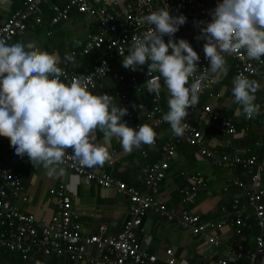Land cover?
Segmentation results:
<instances>
[{
	"label": "built area",
	"instance_id": "obj_1",
	"mask_svg": "<svg viewBox=\"0 0 264 264\" xmlns=\"http://www.w3.org/2000/svg\"><path fill=\"white\" fill-rule=\"evenodd\" d=\"M43 1L45 0H23L22 6L12 11L0 25V39L8 43L16 33L27 28L29 19L41 23L39 6ZM218 2L219 0H131L121 10L116 9L113 5L94 7L87 0H69L65 6H54L53 15L49 21L50 25L56 24L61 19H66L72 7L78 12L96 15L98 18L97 30L88 36L84 47L80 50L70 51L69 55H72L74 60L84 58L94 49H102L105 52L97 61L86 67L82 73L70 72L66 68H62L66 76L61 77V79L68 82L75 75H83L88 78V90L91 92L95 80L107 77L110 73V60L117 59L122 62L123 56L121 57L120 53L127 55V48L132 43V38L142 36L147 31V25L138 27L135 24L137 16L149 14L166 4L171 15H184L186 17V23L180 26L177 32L186 27L200 31L201 26H198L196 22L209 21L211 19L210 12ZM50 32L48 30V33ZM163 39L166 42L168 37L164 36ZM197 53L200 60L197 63L198 68L195 75L199 76L205 73V68L209 67V61L205 59L203 48H200ZM229 55L234 61V78L242 74L250 80H264V57L260 61L252 60L247 58L243 51ZM62 62L64 65L72 63L65 59ZM137 73L143 79V83H139L138 77L134 74L128 77L129 81L124 74H114V77H117L121 82L119 95L124 106L120 107L127 109L129 106H135L138 109H144L145 106L142 101H135L128 94L130 89L138 92L146 90L145 82L150 78L147 74V67L141 66ZM194 78L189 79V85L194 81ZM211 82L212 75L209 72L202 82L199 99L209 91ZM150 98L151 105L143 112V117L147 120L146 123L156 133L157 129L162 130L164 124L166 129L163 139L159 140L156 134L155 143L150 145L158 147V159L141 165L144 188L139 189L127 184L108 172H95L92 168L79 166L68 156L65 157V163L61 165L76 175L94 181L99 186L112 188L127 197L129 218L124 221L122 229L114 235H109L106 232V226L99 225L96 232L82 235L79 224L74 220L71 195L63 184H59L51 191L55 198V210L49 220L47 222L37 221L32 214L20 211L8 198L9 193L14 196L21 193L22 184L19 173L9 167L0 166V248L16 251L22 259H27L32 251H36L44 256L65 255L70 260L85 264H146V262H154L156 256L142 248L135 230L140 227L142 218L147 213L152 212L156 216V223L176 221L180 227L190 230L192 234L202 235L208 244L213 246L222 244L229 256L239 259L244 257L246 264H264V187L259 182V175L264 173V159H257L255 155L242 157L228 151L219 153L215 149L208 148L203 130L198 124L199 121L206 122L212 127L220 125L225 133L230 135L236 132L232 119L218 115L210 105H203L202 112L198 115H196V110L199 105L194 108L190 107L187 110L189 114L185 118V122L189 125L183 136L177 137L173 134L170 125L162 119L166 112L160 105L161 93L158 96L150 94ZM140 105L143 107L141 108ZM125 117L133 128L141 124L134 121L133 110H128ZM242 130L243 134L246 135L249 126L245 125ZM4 141L9 140L0 137V143ZM180 143L193 147L200 157L211 158L216 166L228 170L236 168L252 170L254 168L248 184L237 177L231 181L244 192L246 205L250 210L249 214L243 213L239 199L234 198L225 218L204 222L197 213L186 208H175L167 205L158 198L160 182L165 178L167 169ZM150 146L141 145L138 148L142 157L147 156V149ZM67 154L72 155L68 152ZM187 179V183L180 190L181 201L184 203L192 202L196 194L206 184L198 172L190 173ZM222 189L227 190V187L224 185ZM223 211L225 210L223 209ZM251 216L257 227L251 248L246 247L242 242H237V240H230L228 237L221 238L216 232H213L229 224L241 238L245 234L243 229L249 230L252 227ZM165 252L167 254L165 263L176 264L172 256V249L167 248ZM0 264L2 263L0 262ZM39 264L49 263L46 260H40ZM184 264L194 263L186 262ZM218 264H227V262L225 259H219Z\"/></svg>",
	"mask_w": 264,
	"mask_h": 264
},
{
	"label": "crops",
	"instance_id": "obj_2",
	"mask_svg": "<svg viewBox=\"0 0 264 264\" xmlns=\"http://www.w3.org/2000/svg\"><path fill=\"white\" fill-rule=\"evenodd\" d=\"M94 7L103 5H113L121 10L125 4L131 0H87ZM69 0H45L39 6L41 23H36L29 19L27 28L16 33L8 44L17 42L27 43L34 41L38 47L50 54H55L59 58V67L66 68L67 71L82 73L97 59L104 55L102 49H94L84 58L75 59L72 63L63 64L65 54L72 50H80L89 35L97 30V16L88 13L78 12L72 7L66 19L59 20L56 24L50 25L49 21L53 15L54 6H65ZM23 0H0V25L7 19L9 14L22 6ZM48 30L51 32L48 33ZM200 31H195L190 27L181 29L173 37L174 40L185 39L197 52L203 48L205 41L197 39ZM169 39V38H168ZM166 39V43L168 41ZM226 72L219 75H212V82L209 91L204 93L199 99V106L196 115L202 112L203 105H210L220 116L232 119L235 125V134H227L220 125L210 126L208 123L199 121L198 124L203 130L207 147L215 149L219 153L228 151L242 157L255 155L257 159H264V80L258 79L260 89L255 93V103L259 105V114L252 119L245 118L241 106L234 103L232 95V81L234 79V61L229 55H225ZM111 71L107 77L96 79L91 92L95 95L108 94L113 96V103L120 107L124 106L119 95L121 82L115 73L124 74L126 78L132 74L138 77V82L143 83V79L137 75V71L125 69L122 62L117 59L110 60ZM147 67V65H144ZM129 81V78H128ZM160 105L164 112L168 111V92L161 79ZM129 96L135 101H142L144 109L135 106L127 107L133 110L134 121L147 124L143 117V112L151 105L150 93L146 90L135 91L130 89ZM195 115V116H196ZM127 126L131 123L122 117ZM245 125L249 126L248 133L243 134ZM165 124L162 130L157 129L158 139H163L165 135ZM98 142H103V134L96 132ZM72 154V149L66 150ZM158 147H148L147 156L142 157L138 148L131 152H125L118 140L113 138L110 143V159L100 167L92 168L93 171H105L117 179L133 185L139 189L144 188L141 165L145 162H154L158 159ZM0 166L9 167L19 173L22 189L19 195L14 196L9 193V200L22 212L32 214L37 221L47 222L55 210V198L52 189L59 184L65 185L71 195V207L74 212V220L79 224L82 235L92 234L97 231L99 225L106 226V232L114 235L119 232L124 221L129 218V201L127 197L112 188L99 186L94 181H89L83 176L76 175L67 168L64 174L58 177H49L42 166H33L27 156L19 157L14 154V148L9 141L0 143ZM198 172L205 181V186L198 192L194 200L190 203L181 201L180 190L187 183L190 173ZM254 168L232 170L215 166L211 158H203L197 155L192 147L185 143H180L170 166L167 169L166 177L161 182L158 198L167 205L175 208H186L197 213L204 222L216 221L225 218L229 212L232 199L238 198L243 207V213L249 214L250 210L246 205V197L241 188L232 184V179L237 177L245 184L250 182V175ZM260 185L264 187V173L259 175ZM227 190H223V186ZM223 209L225 211H223ZM156 216L152 212L147 213L142 218L141 225L135 230L136 237L142 248L156 256L154 262L146 264H166L165 259L167 248L172 249V256L176 264L193 262L194 264H218L219 259H225L227 264H244L241 259L229 256L225 247L221 245L213 246L205 241L202 235H194L190 230L180 227L176 221L155 222ZM251 220V219H250ZM216 232L221 238L231 237L232 233L237 235L231 225H225ZM244 236L242 243L246 247H252L253 235L243 229ZM238 237V235H237ZM240 237L235 238L238 240ZM19 253L0 248V262L2 264H39L40 260H46L49 264H70L67 256L49 255L44 256L36 251H32L27 259H18ZM74 261L71 264H80ZM85 264V263H84Z\"/></svg>",
	"mask_w": 264,
	"mask_h": 264
},
{
	"label": "clouds",
	"instance_id": "obj_3",
	"mask_svg": "<svg viewBox=\"0 0 264 264\" xmlns=\"http://www.w3.org/2000/svg\"><path fill=\"white\" fill-rule=\"evenodd\" d=\"M209 21H197L203 52L209 61L205 73L196 76L198 53L185 39L174 40L184 15L173 16L168 6L137 16L138 27L148 26L142 36L132 38L127 55L120 53L122 66L132 71L147 65L146 90L159 95L161 79L168 92V111L162 116L172 132L182 137L188 127V109L199 103L207 73L226 72L225 54L243 51L247 58L264 57V0H219ZM169 39L167 43L163 37ZM73 62L74 57L65 54ZM57 55L41 50L34 41L8 44L0 39V137L9 140L14 154L27 156L33 166H42L49 177L64 174L68 156L77 165L103 166L110 157V143L116 138L125 152L155 143L156 132L148 124L127 126L124 107L113 96L95 95L88 90L87 77L75 75L68 82ZM158 74V75H153ZM194 81L189 85V79ZM256 80L240 74L232 81L234 103L245 118L259 114ZM142 108L143 105H140ZM103 134L98 142L96 132ZM72 149V155L67 149Z\"/></svg>",
	"mask_w": 264,
	"mask_h": 264
},
{
	"label": "trees",
	"instance_id": "obj_4",
	"mask_svg": "<svg viewBox=\"0 0 264 264\" xmlns=\"http://www.w3.org/2000/svg\"><path fill=\"white\" fill-rule=\"evenodd\" d=\"M187 145V144H186ZM189 146V145H188ZM189 147H191V146H189ZM193 148V147H192ZM194 149V148H193ZM250 222L252 223V227L249 229V230H247V233H249V234H254V233H256L257 232V227L255 226V224H254V222H253V220L251 219L250 220ZM246 230V229H245ZM230 238V240H234L235 238H238L237 237V235H235L234 233H232V235H231V237H229ZM237 242H242V240H241V238L240 239H238L237 240ZM20 261H21V258L19 257L18 258ZM241 261L244 263V264H246L247 262H246V259L243 257V258H241ZM69 263L71 264V263H74V261H69ZM157 264H160V263H157Z\"/></svg>",
	"mask_w": 264,
	"mask_h": 264
},
{
	"label": "bare ground",
	"instance_id": "obj_5",
	"mask_svg": "<svg viewBox=\"0 0 264 264\" xmlns=\"http://www.w3.org/2000/svg\"><path fill=\"white\" fill-rule=\"evenodd\" d=\"M176 150H177V149H176ZM174 156H175V155H174ZM169 166H170V165H169ZM215 166H216V165H215ZM218 167H219V166H218ZM222 168H223V167H222ZM224 169H225V168H224ZM165 177H166V176H165ZM164 179H165V178H164ZM164 179H163V180H164ZM163 180H162V181H163ZM162 181H161V182H162ZM161 182H160V184H161ZM159 188H160V186H159ZM158 193H159V192H158ZM251 219L253 220L252 216H251ZM253 222H254V220H253Z\"/></svg>",
	"mask_w": 264,
	"mask_h": 264
},
{
	"label": "water",
	"instance_id": "obj_6",
	"mask_svg": "<svg viewBox=\"0 0 264 264\" xmlns=\"http://www.w3.org/2000/svg\"><path fill=\"white\" fill-rule=\"evenodd\" d=\"M80 264H84V262H81Z\"/></svg>",
	"mask_w": 264,
	"mask_h": 264
}]
</instances>
